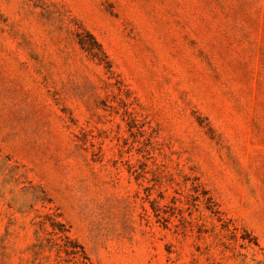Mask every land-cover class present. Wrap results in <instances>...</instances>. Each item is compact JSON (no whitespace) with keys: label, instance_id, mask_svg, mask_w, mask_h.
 Returning <instances> with one entry per match:
<instances>
[{"label":"rangeland","instance_id":"374dc122","mask_svg":"<svg viewBox=\"0 0 264 264\" xmlns=\"http://www.w3.org/2000/svg\"><path fill=\"white\" fill-rule=\"evenodd\" d=\"M0 264H264V0H0Z\"/></svg>","mask_w":264,"mask_h":264},{"label":"trees","instance_id":"16d2710c","mask_svg":"<svg viewBox=\"0 0 264 264\" xmlns=\"http://www.w3.org/2000/svg\"><path fill=\"white\" fill-rule=\"evenodd\" d=\"M95 44H96V42H95ZM97 45H98V44H97ZM86 50H87L91 55L97 57L96 53H94L91 49H88V48H87ZM63 237H64L65 241L70 242V239H69L68 236L64 235Z\"/></svg>","mask_w":264,"mask_h":264}]
</instances>
